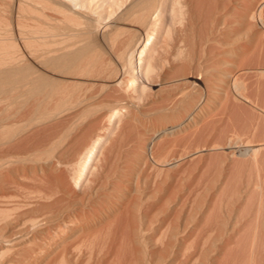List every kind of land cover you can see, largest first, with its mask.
Segmentation results:
<instances>
[{"label": "bare ground", "instance_id": "bare-ground-1", "mask_svg": "<svg viewBox=\"0 0 264 264\" xmlns=\"http://www.w3.org/2000/svg\"><path fill=\"white\" fill-rule=\"evenodd\" d=\"M0 264H264V0H0Z\"/></svg>", "mask_w": 264, "mask_h": 264}]
</instances>
